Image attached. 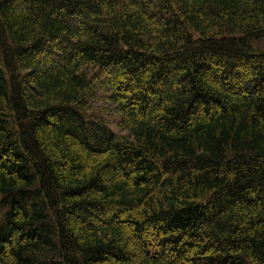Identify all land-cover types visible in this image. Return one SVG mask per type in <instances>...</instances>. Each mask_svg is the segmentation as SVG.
Here are the masks:
<instances>
[{
    "label": "trees",
    "instance_id": "1",
    "mask_svg": "<svg viewBox=\"0 0 264 264\" xmlns=\"http://www.w3.org/2000/svg\"><path fill=\"white\" fill-rule=\"evenodd\" d=\"M263 39L264 0H0V264H264Z\"/></svg>",
    "mask_w": 264,
    "mask_h": 264
},
{
    "label": "rangeland",
    "instance_id": "2",
    "mask_svg": "<svg viewBox=\"0 0 264 264\" xmlns=\"http://www.w3.org/2000/svg\"><path fill=\"white\" fill-rule=\"evenodd\" d=\"M253 49L257 52H264V39L260 41L259 43L255 44L253 46ZM94 73V72H93ZM92 71H89L88 75H93ZM96 91V90H95ZM98 93V94H97ZM96 93V97L94 102H90L92 104V107L98 109L100 116L104 119L106 123L111 127V129L116 133H122L121 130L118 128L119 122H120V116L114 111V107L111 105H108V103L102 101L99 98H102L105 93L103 90H100L98 88Z\"/></svg>",
    "mask_w": 264,
    "mask_h": 264
}]
</instances>
